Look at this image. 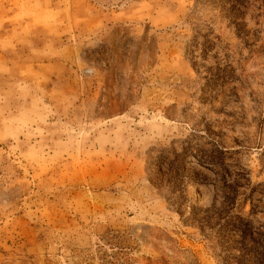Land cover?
Masks as SVG:
<instances>
[{"label": "rangeland", "instance_id": "obj_1", "mask_svg": "<svg viewBox=\"0 0 264 264\" xmlns=\"http://www.w3.org/2000/svg\"><path fill=\"white\" fill-rule=\"evenodd\" d=\"M263 211L264 0H0V264H255Z\"/></svg>", "mask_w": 264, "mask_h": 264}, {"label": "trees", "instance_id": "obj_2", "mask_svg": "<svg viewBox=\"0 0 264 264\" xmlns=\"http://www.w3.org/2000/svg\"><path fill=\"white\" fill-rule=\"evenodd\" d=\"M229 199L232 203L234 202V196ZM253 212L254 210L251 208V214ZM230 230L235 235H238L241 241L251 245L248 251L255 254L254 263L264 264V247L261 249L264 245V223L254 226L250 220L236 216V222L232 223Z\"/></svg>", "mask_w": 264, "mask_h": 264}]
</instances>
